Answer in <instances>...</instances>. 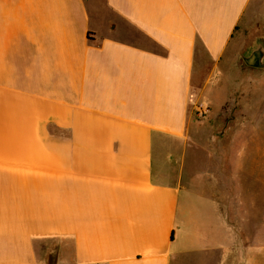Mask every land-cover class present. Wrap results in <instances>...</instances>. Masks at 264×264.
Listing matches in <instances>:
<instances>
[{
	"label": "crops",
	"instance_id": "crops-1",
	"mask_svg": "<svg viewBox=\"0 0 264 264\" xmlns=\"http://www.w3.org/2000/svg\"><path fill=\"white\" fill-rule=\"evenodd\" d=\"M259 13L0 0V264H234V161L215 172L194 149L192 175L176 169L192 95L211 101Z\"/></svg>",
	"mask_w": 264,
	"mask_h": 264
},
{
	"label": "rangeland",
	"instance_id": "rangeland-1",
	"mask_svg": "<svg viewBox=\"0 0 264 264\" xmlns=\"http://www.w3.org/2000/svg\"><path fill=\"white\" fill-rule=\"evenodd\" d=\"M260 15L245 21L240 40L237 33L229 47V60L222 62V75L210 78L217 83L211 101L205 93L192 95L183 164L176 169L182 181L192 175L194 159H201L194 149L207 153L206 164L215 172L222 166L230 171L234 161V264H264V68L248 67L241 59L254 41L264 42ZM198 103L207 108L205 114L194 109Z\"/></svg>",
	"mask_w": 264,
	"mask_h": 264
},
{
	"label": "water",
	"instance_id": "water-1",
	"mask_svg": "<svg viewBox=\"0 0 264 264\" xmlns=\"http://www.w3.org/2000/svg\"><path fill=\"white\" fill-rule=\"evenodd\" d=\"M241 59L248 67L262 69L264 68V42L256 40L241 54Z\"/></svg>",
	"mask_w": 264,
	"mask_h": 264
},
{
	"label": "built area",
	"instance_id": "built-area-1",
	"mask_svg": "<svg viewBox=\"0 0 264 264\" xmlns=\"http://www.w3.org/2000/svg\"><path fill=\"white\" fill-rule=\"evenodd\" d=\"M194 109L200 114L203 115L205 114L207 108L203 106V104L198 103L197 105H195Z\"/></svg>",
	"mask_w": 264,
	"mask_h": 264
}]
</instances>
